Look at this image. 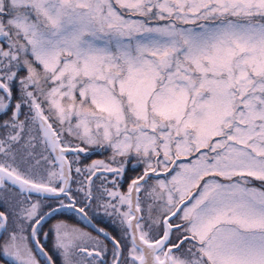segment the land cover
Returning a JSON list of instances; mask_svg holds the SVG:
<instances>
[{"label": "snow or ice", "instance_id": "snow-or-ice-1", "mask_svg": "<svg viewBox=\"0 0 264 264\" xmlns=\"http://www.w3.org/2000/svg\"><path fill=\"white\" fill-rule=\"evenodd\" d=\"M0 264H264V0H0Z\"/></svg>", "mask_w": 264, "mask_h": 264}]
</instances>
